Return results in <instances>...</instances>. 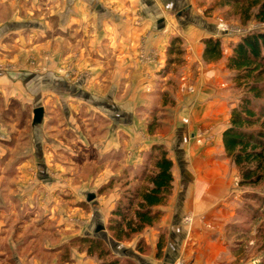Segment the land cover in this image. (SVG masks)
Returning a JSON list of instances; mask_svg holds the SVG:
<instances>
[{"label": "crops", "instance_id": "1", "mask_svg": "<svg viewBox=\"0 0 264 264\" xmlns=\"http://www.w3.org/2000/svg\"><path fill=\"white\" fill-rule=\"evenodd\" d=\"M44 2L50 4L52 20L50 26L43 28L39 22H19V19H25L17 14L11 16L12 20L2 21L10 16L0 10V47L9 50L5 47L18 45L20 51H25L32 46L29 37L33 40L51 34V39L33 43V49L38 50L39 55L42 49L52 45L54 49L50 51L57 54L64 37L59 38L66 35V59L52 60L51 66L72 61V66L87 70L90 75L88 79L79 80L72 73L62 77L53 74L38 76L45 78L42 84L47 87L51 84L44 98L48 95L52 109L61 113L65 124L60 129L48 127L45 104L40 119L35 118L37 107L33 105H38V92L26 88V72L13 75L0 72V101H4L5 110L11 101L33 107L32 149L25 150V153L32 152V156L22 162V168L19 167L22 176L27 173L25 167L33 162L37 167L39 164L40 173H44L45 178L66 180V194L72 192L79 204L69 211L82 222L81 225L72 218L66 219L65 229L71 230L73 237L104 238L116 253L140 264H179L180 260L187 264L217 263L221 254L227 251L225 228L237 222L239 208L227 199L231 186L228 180L230 159L221 155L225 151L223 134L230 126L228 116L239 101L230 92V42L221 40V59H204L203 42L212 31L195 13L197 0H0V8L15 7L19 13V9L26 11L23 4H32V8L40 10ZM57 22L58 26H55ZM76 35L82 37L78 39ZM175 37L183 40L188 52L179 99L194 101L195 119L200 123L216 122L220 114H226V124L218 128L220 132L215 139L208 140L212 141L210 146L189 155L182 148L186 142L182 132L186 128L185 119L175 122L176 157L172 158L175 190L168 205L157 208L163 213L159 227L168 230L169 234L166 245L162 243L163 253H158L156 259L154 254L139 253L133 243L112 241L107 223L120 193L116 185L108 184L119 179L126 169L134 178L144 162L145 153L156 145L138 118L137 110L146 106V99L159 95L160 91H169L168 81L174 77L169 67L175 63H170L167 52ZM34 83L37 87L38 80ZM187 86L194 89L192 93L187 94L184 90ZM5 114L0 109V160L11 154L6 148L11 140L6 127L13 124L6 121ZM86 125L92 128L87 129ZM64 130L73 136L74 143L78 141L83 154L81 160L75 159L80 155L75 148L72 149L70 140L60 137ZM62 152L67 158L64 167L59 165ZM76 163L83 164L78 170L81 173L73 167ZM54 165L60 173L56 172ZM35 179L34 187L25 188V193L30 189L37 190L38 174ZM177 181L181 186L179 190L175 188ZM56 190L59 189L51 192L56 193ZM88 194L96 195L94 202H85ZM157 232L151 230L144 235L153 250L160 242ZM70 264L97 263L87 253L74 249Z\"/></svg>", "mask_w": 264, "mask_h": 264}, {"label": "rangeland", "instance_id": "2", "mask_svg": "<svg viewBox=\"0 0 264 264\" xmlns=\"http://www.w3.org/2000/svg\"><path fill=\"white\" fill-rule=\"evenodd\" d=\"M215 1L218 2V0H197L196 2L197 8L195 13L202 18L203 22H206L209 30L212 31L211 34H208V38H220V40L227 39L231 47L247 34L264 32V23L258 22L255 19V14L257 12L256 8L247 13V5L222 7L220 3H218V5L217 3L215 4ZM49 5V3L44 2L42 8L38 10V7L36 9L32 8V4H23V7H26V11L23 12L19 9V13L15 11V9H17L15 7L14 9L8 7L0 8L1 12H4L2 14L10 16L2 21L12 20L13 18L11 16L17 14L20 15L22 19H25H19V22H24L25 24L30 21L39 22L38 25L42 28L43 26H50V21L52 19L50 17ZM55 26H58V22ZM202 26L207 27L205 24H202ZM27 33H30V31H27ZM61 37L64 38L60 41L57 54H52L50 51V49H54L52 45H48L46 49H42L39 55L38 50L35 51V49H33V43L36 41H47L52 38L51 34H47L46 36L40 35L33 40L32 37H29L32 46L25 48V51H20V46L18 45L17 47L6 46L5 48H10L9 50L0 47V72L6 75H13L18 72L22 74L26 72V88L28 91L34 92L35 90L38 92V105L35 106L34 104L33 107L42 108V105L45 104L48 109V127L52 126L60 129L61 126L65 124L61 113L58 114L56 110L52 109V104L50 99L48 100V95L44 98L47 92L46 90L47 88H51V84H48L47 87V85L41 83V81H45V78L42 79L39 77L50 74L62 77L72 73L76 75L79 80L84 79V77L88 79L90 75L87 70L72 66V61L68 63L61 61L59 66H51L52 60H56L57 58H59V60L66 59V54L68 53V40L66 35L60 36L59 40ZM75 37L80 39L82 36L76 35ZM175 38L180 39L177 44L179 50L177 49V51H173V53L167 52L168 58L172 60V63H175V66L169 67L172 69L171 73L174 75L173 79L168 81L170 84L167 89L171 91H168L172 97L170 100L171 103L169 106L165 107L166 105H164V102L166 100L164 94L167 93H162L160 91L159 95L152 96L145 100L146 106L144 108L137 110L138 118L144 123L151 138L156 141V145L163 142L162 144L167 148L171 158L176 157L175 130L178 120L182 118L185 119L184 122L186 124L184 125H186V128L184 131L182 130V132L186 142H184L182 148L185 149L186 153L189 155H192L194 152L197 153L199 148L204 151V147L210 146L212 141L209 142L208 140L215 139L220 132L218 128L226 124V120L224 119L226 114H220L216 122L214 121L209 124L200 123V121L195 119L194 101L189 98L179 99L178 91L183 89L182 76L186 69L185 58L188 52L187 47L184 46L183 40L180 37ZM27 42L30 44L29 40ZM167 68L168 67H166V69ZM34 75H37V77ZM236 78L237 72L230 70V92L235 100L237 98L239 99L242 94V87H237ZM36 80H38L37 87L36 83H34ZM223 88H225L224 85ZM192 89L189 86L184 88L187 94L192 93ZM48 101L49 103H47ZM262 101L264 102V97ZM3 103L4 101H0V109L6 112V121L13 125L11 127L7 125L6 127V129H8L7 135L10 136L11 139L6 148L11 154H8L4 160H0V264H70L72 261V251L74 249L88 254V245H83L74 241V239L78 240L80 237H83V235L73 237L72 231L65 229L66 219L69 220L72 218L75 222L82 225L81 221H77L78 218L76 215H73L69 211V209L76 208L79 205L78 202H76V196H74L72 192L66 194L67 190H64L66 187V180L61 178H53L52 180L45 178L44 173H40L39 164L38 167L33 162L27 165V167H25L27 173L22 176L19 167L22 168V162L32 156V152L25 153V150L27 149L29 151L30 148L32 149L33 115L31 110L33 107L30 106V104L24 107L17 101H11L8 105V110H5V103ZM228 117L230 120L231 115ZM154 121L155 123L151 126L153 128V134H151L150 130L152 128L149 130V126ZM96 123H98V121ZM159 123L165 124L163 125L164 127H158L157 125ZM86 127L87 129L92 128L90 125H86ZM39 129L40 126L38 127V131ZM0 134L2 133L0 132ZM61 136L70 140L73 144L72 149L75 148L74 150L80 155L77 158L75 157V159L81 160L83 154L82 149L78 145V141L76 140L77 143H74L73 136L66 133L65 130L60 137ZM165 142L168 144L166 145ZM198 153H200V151ZM62 154L63 156H60L62 162H59V165L64 167L67 166V158L63 152ZM221 155L227 157L226 151L221 152ZM144 165L145 163L143 162L142 166H140L139 175ZM56 166L57 165H54V168L58 173L59 171H57ZM82 166L83 164L77 163L73 165L76 171L81 170ZM228 167V180L231 186L230 195H228L227 199L229 202L235 203L239 207L237 222L231 223L225 228L227 251L221 254L217 263L212 264H264V170L262 183L257 186L241 187L239 170L231 160ZM147 170L152 171V164L147 165ZM79 172L81 173V171L77 173ZM175 172L179 175V170L176 169ZM57 173H54V175L56 176ZM35 174H38L37 190L27 189L29 191L25 193V188L34 187L36 182ZM177 180H179L178 177ZM178 182L179 181H177L175 186V188H177L176 190L181 188ZM147 183L145 179H131L128 175L123 180L115 179L110 181L108 185H116L120 193L114 209L120 200H122L125 205L130 204V198L135 195L136 191L147 188V186H149ZM55 188L59 190H56V193L51 192V190L54 191ZM174 190L173 185L172 194L169 197L168 203L174 194ZM94 201L95 200L88 202L86 196V203H92ZM135 209H137V206H134V210ZM172 213H174V211ZM129 216L131 219L135 217L133 213ZM110 218L111 216L109 220ZM160 219L153 227L146 228L143 233L132 236L130 239L122 238L120 243H133L139 253L146 256H152L154 254L156 259H158L160 255L158 254V247L153 250L152 246L147 244L144 235L151 230L159 231L156 234L161 244L164 242L163 244L166 245L169 231L159 227L161 222ZM109 220L107 223V230L110 226ZM64 221L65 223L62 224ZM108 234L110 237L114 235V233L109 231ZM89 237L96 238L94 236ZM111 239L115 241L112 237ZM108 243L110 251L115 256L124 259L129 258L116 253L112 248V244L110 242ZM187 245L190 246L189 243ZM95 252L96 251H94L93 256L90 257L93 258L97 264H102L97 257L98 253ZM105 260L109 261L108 258ZM132 260L135 264H140L138 261ZM179 263L187 264L184 260H180Z\"/></svg>", "mask_w": 264, "mask_h": 264}, {"label": "trees", "instance_id": "3", "mask_svg": "<svg viewBox=\"0 0 264 264\" xmlns=\"http://www.w3.org/2000/svg\"><path fill=\"white\" fill-rule=\"evenodd\" d=\"M216 3H220L222 7L247 5V13L256 8L255 19L264 23V0H218ZM178 41L179 38L172 39L169 53L177 51ZM203 43L206 61L222 58L220 38H208ZM228 68L237 72L236 85L242 87V94L237 106L231 111L230 126L223 134V144L227 157L239 170L240 186H257L262 183L264 170V32L247 34L233 44ZM164 97V105L167 107L172 97L168 92ZM153 123L155 121L149 126V130ZM163 125L165 124L159 123L157 126L161 128ZM150 133L153 134V128ZM144 163L141 174L139 175V168L134 179H145L149 186L136 191L128 205L120 200L111 213L108 231L114 233L111 237L117 242H121L122 238L130 239L143 233L146 228L153 227L162 215L157 208L166 206L172 194L174 162L167 148L162 144L154 145L145 153ZM150 164L152 171L147 170V165ZM126 174L131 178L126 169L119 180L127 177ZM134 206L137 209L134 210ZM132 213L135 217L131 219L129 215ZM74 241L88 245L89 256H93L96 251L102 264H135L131 258L115 256L104 238L83 236ZM162 250L163 246L159 242L158 252L161 254ZM107 258L109 261L105 260Z\"/></svg>", "mask_w": 264, "mask_h": 264}, {"label": "water", "instance_id": "4", "mask_svg": "<svg viewBox=\"0 0 264 264\" xmlns=\"http://www.w3.org/2000/svg\"><path fill=\"white\" fill-rule=\"evenodd\" d=\"M43 113V109L42 108H38L35 110V118L36 119H40V117L42 116ZM96 198L95 194H88L87 195V201L91 202L92 200H94Z\"/></svg>", "mask_w": 264, "mask_h": 264}, {"label": "built area", "instance_id": "5", "mask_svg": "<svg viewBox=\"0 0 264 264\" xmlns=\"http://www.w3.org/2000/svg\"><path fill=\"white\" fill-rule=\"evenodd\" d=\"M180 264V263H179Z\"/></svg>", "mask_w": 264, "mask_h": 264}]
</instances>
